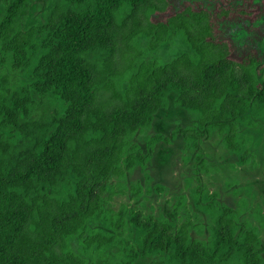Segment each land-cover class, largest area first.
<instances>
[{"label": "trees", "instance_id": "1", "mask_svg": "<svg viewBox=\"0 0 264 264\" xmlns=\"http://www.w3.org/2000/svg\"><path fill=\"white\" fill-rule=\"evenodd\" d=\"M0 4V264H133L150 253L161 256L152 264H260L255 250L227 249L249 240L233 226L217 221L211 245L196 248L186 230L110 200L166 140L151 134L142 148L134 137L169 94L195 116L186 139L214 131L239 150V126L264 115V0ZM166 46L167 60L148 57ZM48 98L57 108L36 115Z\"/></svg>", "mask_w": 264, "mask_h": 264}, {"label": "flooded vegetation", "instance_id": "2", "mask_svg": "<svg viewBox=\"0 0 264 264\" xmlns=\"http://www.w3.org/2000/svg\"><path fill=\"white\" fill-rule=\"evenodd\" d=\"M1 7L2 4H0ZM262 125H264V115L255 117L254 125L241 124L239 126L241 141L239 150H232L224 145L222 138L214 131L201 134L194 140H188L185 131L181 128L177 129L176 132L181 133L184 138L185 151L189 153L187 157L190 159V175L184 177L179 186L173 188L172 193L167 191L169 187L163 184L148 182L141 184L142 192L133 196L130 191L133 184L126 182L128 190L124 193H115L114 196L126 195L127 200L121 201L116 208L114 206L113 208L119 209L122 204H125L128 207H137L146 217L168 221L176 228L186 230L190 238L195 241L196 248L211 245V230L217 221H221L226 229L229 230L233 226L237 234H242L244 238L249 239L242 244H235L234 247L227 244V249L242 247L250 251L255 250L258 263L264 264V195L258 194V191L263 188L262 184L257 176L247 179L227 177L219 180V189L214 188L213 179L208 176L215 174L219 168L211 163L208 153L202 147L204 140L216 135L224 152L235 157L234 162L230 164L231 170H237L251 162L257 166L258 164L253 161L252 157L248 156V139L241 133V127L252 129ZM202 162L207 165L206 168L202 166ZM262 177H264L263 174L261 181H263ZM153 194H157L159 198L163 194V201L166 205L164 210L156 212L145 210L141 208V204L136 202L138 197H142L143 202H150ZM127 232L132 241L137 242L140 232L131 225L128 226ZM160 258L159 254L150 253L140 256L137 261L152 264ZM180 264H183V261ZM212 264L234 263L228 261V258H219L215 259Z\"/></svg>", "mask_w": 264, "mask_h": 264}, {"label": "rangeland", "instance_id": "3", "mask_svg": "<svg viewBox=\"0 0 264 264\" xmlns=\"http://www.w3.org/2000/svg\"><path fill=\"white\" fill-rule=\"evenodd\" d=\"M44 1V0H42ZM172 5L177 6L179 2L186 0H169ZM182 4V3H181ZM146 19L141 18V23L146 24ZM259 40L257 39V44ZM137 43L140 47L146 45V39L143 36L137 38ZM175 52L179 50L176 46ZM174 50L166 46L158 51L148 54V57L159 56L163 60H167ZM57 108V102L52 99H45L38 102L36 115H42L50 110ZM194 116L187 112L184 108L179 106L174 99L173 94H169L166 105L159 109L151 122V125L140 132H138L134 139L142 148H145L146 137L151 134H161L167 140H160L156 143L154 151L146 164L145 168L136 166L130 171L125 173V182L130 184H144V183H159L169 187L170 193L173 192V188L179 186V183L184 177L190 175V159L187 157L189 154L185 151L184 138L181 133H177V129L190 126L194 121ZM241 133L248 139V156L252 157L255 164L248 163L237 170H231L230 164L235 160V157L227 155L219 144V139L216 135L208 138L202 142L204 151L208 153L212 164L217 165L219 170L208 176L212 178V185L214 188L219 189V183L221 179L227 177H239V178H257L262 184L263 188L258 191V194L264 195V125L257 126L256 128L248 129L241 127ZM111 182L116 183L119 179L117 176H111ZM163 194L158 197L157 194H153L151 201L143 202L142 197H138L136 201L141 204V208L149 211H161L165 208L163 201ZM127 200L126 195H116L110 203L115 208L121 201ZM229 200V198H228ZM153 209V210H152ZM135 232V230H134ZM145 261L138 260L136 264H146Z\"/></svg>", "mask_w": 264, "mask_h": 264}]
</instances>
